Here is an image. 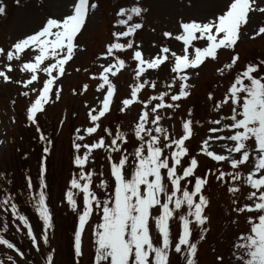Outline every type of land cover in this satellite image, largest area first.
Here are the masks:
<instances>
[{"label": "snow or ice", "instance_id": "1", "mask_svg": "<svg viewBox=\"0 0 264 264\" xmlns=\"http://www.w3.org/2000/svg\"><path fill=\"white\" fill-rule=\"evenodd\" d=\"M49 2L55 4L56 0ZM15 3L19 5L20 0ZM261 3L264 0H223V7L211 16L181 19L175 33H162L182 42L179 54L164 46L148 57L135 36L143 29V17L149 9L140 0H132L130 6H120L115 12L113 28L118 30L111 31L112 39L96 56L98 72L90 74L99 95L94 98L95 106L85 104L89 124L83 130L76 128L73 139L77 171L70 176L64 202L78 219L73 229L74 258L83 256V237L95 216L92 264H171L173 253L178 258L182 255L185 264H197L195 237L203 240L209 231L206 209L210 200L205 190L212 177L233 197L230 211L237 218L231 223L239 227V217L243 216L247 225L233 244L234 264H264V59L238 66L240 56L235 52L244 35L254 38L264 34V22L253 26L251 16L256 11L264 14ZM6 7L0 0V16L7 14ZM97 9L98 3L91 0H71L70 9L47 13L38 27L16 37L7 48L0 47V78L20 86L19 95L27 100L26 120L35 128L38 140L47 145L42 149L36 181L27 175L23 185L42 222L39 232L18 207V197L4 193L0 209L17 222L16 231L24 233L46 264H55V250L50 246L55 223L46 182V154L54 142L45 134L39 117L46 106L61 99L60 81L67 74L66 66L83 50L79 37ZM221 50L234 53L229 62L216 69L218 76L229 83L219 100L209 92L216 118L206 121L209 127L194 153L189 144L197 135L199 121L194 122L191 109L188 118H181L179 133L174 126L170 130L161 122L174 119L181 102L191 95L195 85L190 81L202 65L209 60L220 64ZM128 59L132 64L126 63ZM165 63L175 75L170 76L165 90L142 98L147 88H157V81L149 78L150 70L159 71ZM129 67L134 81L118 111L126 114L137 103L141 109L125 132L122 125L106 126L104 120L115 104L114 78ZM16 69L23 73L19 79L10 75ZM89 87L83 84L79 92L73 89V94L82 95ZM169 110L172 116L166 117L163 113ZM96 150L104 153L107 174L89 170ZM200 156L215 162V170L208 168L198 174ZM224 163L232 171L223 170L220 165ZM245 164L249 166L247 176L239 171ZM240 182L252 190L244 203L237 198ZM173 226H177L175 235ZM8 228L2 223L0 247L15 256L7 255L0 264H34L16 242L6 237ZM217 260L223 264V257Z\"/></svg>", "mask_w": 264, "mask_h": 264}, {"label": "rangeland", "instance_id": "2", "mask_svg": "<svg viewBox=\"0 0 264 264\" xmlns=\"http://www.w3.org/2000/svg\"><path fill=\"white\" fill-rule=\"evenodd\" d=\"M60 1L61 0H56V3L52 4L49 0H20V4L17 5L15 0H3V3L7 6V14L0 16V47L7 48L16 37H19L23 33L38 27L44 20L47 13L55 12L58 14L57 11L59 9L58 7L60 5ZM92 1H96V3H98V9L95 10L92 20L88 22L83 34L79 37V44L83 50L79 51L74 60L66 66L67 74L60 81L62 86L61 99L55 104L46 106V112L39 117L40 124L42 125L45 134L54 142L51 146H48L49 148H53V155L50 162L53 166L57 167V164L62 161L59 182L61 193L64 188L62 203L65 212H63V209L59 211L56 220V222H58L57 228L56 231L52 233V238L50 239L51 249L55 250V264H76L77 259L78 264H92L93 261V233L95 227L94 222L96 219L95 216L92 218L93 222H90L89 226H87L83 237L84 254L80 258H74L72 247L73 234L71 235L70 231L71 229L73 231L74 227L78 223V219L75 215L73 221L69 223L70 216L66 213H68L71 208L66 202H64V197L66 188L69 186L70 176L74 175L77 169L68 158L67 148L64 150L62 148L65 142H69L68 139L66 140V136H68L67 127L70 120L73 121L75 129L81 128L83 130V128L87 127L89 124L85 104L87 103L88 105L95 106L96 101L94 98L99 95L95 92L96 81L90 79V74L98 72L96 56L103 51L105 44L112 39L110 35L111 31L118 30L113 28L116 19L115 12L120 6H130L132 4V0ZM140 2L145 8L149 9V11L144 14V27L142 30L138 31L135 36V40L137 44L141 45L145 57L157 54L159 49L164 46L170 47L179 54L182 42L166 38L162 33L164 31H172L175 33L177 30V22L181 19L186 20L190 17L201 19L205 16H211L212 13L219 11L220 8L223 7V0H192L191 3H189V0H140ZM258 2H260V0H258ZM67 4H69V9L71 0H67L65 5ZM261 6H264V3H261ZM251 16L253 26L261 25L262 22H264V14H261L258 11L253 12ZM235 52L240 56L238 66H242L245 62H258L264 59V34L255 36L254 38L244 35L238 42ZM233 54L234 53L231 50H221L219 52V65L210 60L206 62V64L202 65L197 70L198 75L194 74L190 81L195 85V87L191 89V95L181 102L182 106L177 111L174 119H165L161 122L164 127L169 128L170 130V126H174L175 132L179 133L181 131V118H188L187 112L191 109L193 113L192 119L194 122L197 121L196 117L199 119V124L196 125L197 135L189 144V147L193 149L194 153L196 151L197 144L200 142L201 138L205 136L207 128L209 127L206 121L216 118L215 113L212 111V102L208 99L209 92H213L216 99L219 100L225 90V87H227L229 83L227 79L222 80L218 76L216 69L218 66H222L223 63L229 62L230 57ZM126 63L132 64V61L128 59L126 60ZM76 68H80L81 70L77 72L75 71ZM84 69H88V71L86 72ZM10 75L13 79H19L23 73H21L19 69H16ZM172 75L175 74L170 72V67L167 63H165L159 71L150 70L149 78L157 81V88L155 91L151 88H147V90L142 93V98L148 96L149 94H155L165 90V85L170 82L169 78ZM133 81L134 73L131 67L126 70H121L118 73V76L114 78V83L117 86L115 104L112 106L111 115L104 120V123H107V121L111 119L113 126L118 125L115 122L116 112L120 106L121 99L126 98L129 95L130 85ZM83 84L90 85L88 91L82 95H74L73 89H76L79 92ZM0 88V168H2L3 171H6L5 167V169H3V163L5 161H7L10 166L14 164L16 167H21L23 162H27V160L21 161L13 156H9L8 152L9 146L15 141V138L18 136L20 139H23V135L27 133L24 128L21 134L19 132L18 134L15 133V131H18L17 124L20 123L19 121L21 117V122H23V119L25 120V126L30 125V123L26 120V115L24 113L27 100L19 95L20 86L14 83H5L2 78H0ZM68 98L76 102V107L64 110V104ZM13 100L16 101L15 104L12 103ZM140 109L141 105L137 103L134 107H132L131 111L126 114H121L118 111L119 119L126 121L122 124L123 131H129L130 122L134 121V118ZM225 112H227V109H225ZM163 114L166 117L172 116V111L169 110ZM61 121H63V124H61ZM200 125L204 126L201 127ZM31 132L33 134H37L34 127H31L30 133ZM11 133L15 134L10 135ZM85 142L89 141L86 139ZM22 144L23 141H21L20 148H23L26 152H30V149L22 147L24 146ZM42 147L43 144L39 146L36 154H39ZM102 153L103 152L100 150L94 151L95 159L93 163L89 165V170L94 169L97 155L101 156ZM224 154L227 155V152L225 151ZM254 155L255 153H253V157ZM206 159L207 158L204 156L199 157L200 167L198 174L203 173L208 168L215 170L217 167L215 163H210L209 167L204 166ZM32 166V175H35L33 179L35 182L38 170L36 164H33ZM220 167L225 171H232L230 165L227 163L220 165ZM104 168L108 172V164L106 161H104ZM239 171L243 176H247L249 173L248 164L243 165ZM209 179L210 184L206 188L205 194L209 197L210 205L206 209V214H209V217L214 216L215 214H213L212 211L218 210L219 215L217 218H220V220L214 221L213 223L220 224L221 230L224 229V227H228L225 233V242L220 244L218 248H215V252H219L221 254L223 257V264H234L233 256L232 259H230L233 253L230 249L233 247V242L237 239L234 238V233L238 232L237 229L240 231L246 230L247 225L245 224L243 216L239 217V227H237L236 224L231 223L232 220L237 218L230 211L233 197L227 191L224 184L215 181L212 177ZM239 186L241 187V192L237 194V198L241 203L247 202L243 193L250 192L252 190L249 186L243 184L242 182H240ZM16 236L21 242L18 243V246L26 252L27 256L34 262V264H46L45 258L31 248L30 241L23 232L16 233ZM213 238L214 235L209 232L207 241L204 243L202 242L201 244V251L202 247L208 246L209 242ZM217 243H220V241ZM7 255L15 256V253L6 248L0 247V259H6ZM217 257L220 256H216L215 258L210 257V252L207 248L202 256L199 254V261L197 264H210L213 260L217 262ZM16 259H19V257H16ZM170 259L171 264H185L182 255L178 258V254L173 253Z\"/></svg>", "mask_w": 264, "mask_h": 264}, {"label": "bare ground", "instance_id": "3", "mask_svg": "<svg viewBox=\"0 0 264 264\" xmlns=\"http://www.w3.org/2000/svg\"><path fill=\"white\" fill-rule=\"evenodd\" d=\"M66 2H67V0H61L60 1V5L58 7L59 9L57 11L58 13H60L61 11H65V6L64 5H65Z\"/></svg>", "mask_w": 264, "mask_h": 264}]
</instances>
